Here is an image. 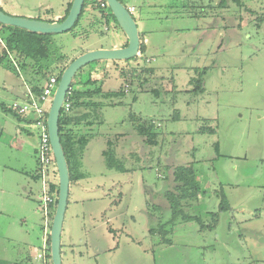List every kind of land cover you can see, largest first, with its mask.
<instances>
[{"label":"rangeland","instance_id":"rangeland-1","mask_svg":"<svg viewBox=\"0 0 264 264\" xmlns=\"http://www.w3.org/2000/svg\"><path fill=\"white\" fill-rule=\"evenodd\" d=\"M72 1L0 0V8L55 22L68 15ZM123 1L135 6L132 14L147 43L143 56L130 65L154 73L144 89L135 83L130 92L125 86L124 95L102 98L103 122L93 126L96 135L80 168L86 177L70 186L64 264L67 254L75 264H114L109 251H126L133 237L138 264H264V0ZM86 7L75 29L51 34L54 50L72 59L83 50L128 44L119 24L94 0ZM118 62L101 60L87 69L107 65L95 76H107L106 90L118 89L121 69L128 67ZM203 68V91H191L192 78ZM26 92L23 76L0 65L2 263L43 247L39 129L30 117L18 118L1 105L27 99ZM53 95L44 104L48 109ZM131 114L153 121L157 146L143 141ZM204 127L212 131L201 132ZM108 140L128 171L108 167L103 155ZM186 165L195 168L201 193L185 213L213 224L217 212L215 229L201 230L197 222L181 218L172 227L165 192L175 185L174 167ZM161 224L163 234L150 233ZM68 232L74 236L73 251L67 248Z\"/></svg>","mask_w":264,"mask_h":264},{"label":"trees","instance_id":"trees-1","mask_svg":"<svg viewBox=\"0 0 264 264\" xmlns=\"http://www.w3.org/2000/svg\"><path fill=\"white\" fill-rule=\"evenodd\" d=\"M91 0H85L82 13L79 20L71 29H75L78 25L82 15L87 9V3ZM123 3L124 1L121 0ZM228 0H220V4H225ZM235 3H239L240 0H232ZM97 7L101 8V0H94ZM72 3H69L68 13ZM128 7V6H127ZM109 9V13L106 9ZM107 8L103 9L104 15H111L117 22L116 17L112 13L108 3ZM108 13V14H107ZM64 18L61 19L64 20ZM118 24V22H117ZM70 30V31H71ZM77 35V34H76ZM51 34H43L29 31L24 28L3 24L0 22V65L14 69L17 73L23 76L26 84L31 88L32 92L39 96L49 79L53 76L57 78V82L60 81L63 71L75 58L71 59L69 54L58 53L52 47L50 40ZM142 45L140 53L132 59L124 60L128 67L121 69L123 76V86L118 89L104 88L105 80L107 76L96 77L95 74L98 71L106 70L107 65L103 68L95 67L87 69L91 64L79 69L73 78L71 88L66 96L61 114L59 117V129L61 142L63 144L66 158L69 165L71 183L77 182L86 177L81 172L82 160L84 153L91 139L96 135L93 131V126L102 123L101 108L104 104L102 98L111 97L115 95L126 94L125 86L128 85V91L130 92L135 83H139L141 88H145L148 83L150 75L154 73L153 68L149 67H133L130 65L132 61L139 60L147 50V43L143 38V34H140ZM86 52L85 50L82 53ZM107 64L110 60H103ZM97 63V62H96ZM112 64L118 65V60H113ZM197 76L192 78L194 87L191 91H203L202 84L203 78L207 73V68L198 69ZM156 94L160 93L159 89H154ZM70 103V109L66 110L65 104ZM5 111L12 112L16 117L21 118V114L13 108V105L8 107L1 104ZM49 111V110H48ZM48 111L46 113L48 117ZM130 119L133 122V126L137 133L142 137L143 141L150 146H157L159 144V133L156 131V126L153 121L143 120L136 114H131ZM201 132L212 131L209 127L200 128ZM107 148L103 151V155L106 158V162L109 168L117 169L118 171L126 172L127 169L116 155L115 143L112 140L107 141ZM58 175V171L56 172ZM175 185L165 192L168 207L170 208V222L172 227L177 224V220L180 222L195 221L198 223L201 230L215 229L218 224V213H213L216 217L213 224H205L202 221L201 216L195 214L185 213V209L192 205V202L198 199L201 193V187L198 182V177L195 168L192 165L174 167L173 169ZM50 193L53 195L55 201L51 206V220L55 214L56 205L58 202L59 194V182L51 183L49 185ZM227 206H221V210L227 209ZM184 213V214H183ZM171 227V231L173 228ZM164 226L150 229V233L163 234ZM49 257H51V238L49 236ZM0 264H35L33 258L28 256L25 259H21L16 262L5 261Z\"/></svg>","mask_w":264,"mask_h":264},{"label":"water","instance_id":"water-1","mask_svg":"<svg viewBox=\"0 0 264 264\" xmlns=\"http://www.w3.org/2000/svg\"><path fill=\"white\" fill-rule=\"evenodd\" d=\"M85 0H73L68 15L62 21H45L40 19L14 16L0 8V22L27 29L36 33L59 34L71 30L79 20ZM117 22L128 38V44L119 48H100L78 55L68 64L57 84L53 100L48 111L47 124L51 146L56 161L59 182L58 202L51 228V257L53 264L63 263L62 233L70 196V172L65 150L61 142L59 117L74 76L87 64L101 60H129L135 58L142 45L139 27L133 14L121 0H107Z\"/></svg>","mask_w":264,"mask_h":264},{"label":"built area","instance_id":"built-area-1","mask_svg":"<svg viewBox=\"0 0 264 264\" xmlns=\"http://www.w3.org/2000/svg\"><path fill=\"white\" fill-rule=\"evenodd\" d=\"M101 8H107V0H101ZM128 10L133 13L135 11L134 6H129ZM58 82L55 76L51 77L48 83L45 85L42 93L36 96L31 88L27 86L26 97L24 100H16L13 102V108L17 110L21 115L30 117L38 126L39 129V142L37 147L38 156V176L42 181V210L44 212V236L43 247L39 249L33 256L35 264H51L49 257V236L51 229V206L55 199L50 193L49 185L55 183L58 180L56 161L54 158L49 131L47 124V111L45 103L54 94ZM66 110L70 109V103L65 104Z\"/></svg>","mask_w":264,"mask_h":264},{"label":"crops","instance_id":"crops-1","mask_svg":"<svg viewBox=\"0 0 264 264\" xmlns=\"http://www.w3.org/2000/svg\"><path fill=\"white\" fill-rule=\"evenodd\" d=\"M73 2V1H72ZM130 6H134V5H130ZM135 7V6H134ZM88 9V8H87ZM60 21V20H59ZM51 22V21H50ZM52 22H54V21H52ZM127 41H128V38H127ZM82 54V53H81ZM37 151V150H36ZM38 162V161H37ZM38 169V168H37ZM38 171L36 172V177L38 178L39 176H38ZM78 182V181H77ZM75 183V182H74ZM72 184V183H71ZM30 185H31V183H30ZM31 187H32V185H31ZM28 188H26V190H27ZM31 189V191L30 192H32V188H30ZM89 190V189H88ZM70 197V196H69ZM70 202V201H69ZM69 202H68V204H69ZM63 230H64V228H63ZM67 248H69L70 250H72L73 251V246H74V236L71 234V233H67ZM131 244H129V243H127V244H129L128 245V249L126 250V251H124V250H122V251H119V248L118 249H114V250H110L109 251V254H110V258H112V259H114V260H112V261H114V264H138L139 262H138V260H134V258H136L137 257V255H136V257H135V254L136 253H138V250L136 249V250H134V248H133V246L132 245H134L136 242H135V239H134V237L131 239ZM63 247H64V245H62V250H63ZM66 253H68V252H66ZM119 253V254H118ZM124 253H125V255H124ZM34 254H35V252H32V254H29V255H26L25 257H24V259L25 258H27L28 256H30V257H32L33 258V256H34ZM68 255V254H67ZM66 255V257L69 259V263L68 264H75V260L73 259V257L71 256L72 254H70V256L68 255L67 256ZM108 257V256H107ZM106 257V258H107ZM115 261H116V263H115ZM64 263V262H63ZM110 264V263H109ZM111 264H113V263H111Z\"/></svg>","mask_w":264,"mask_h":264}]
</instances>
